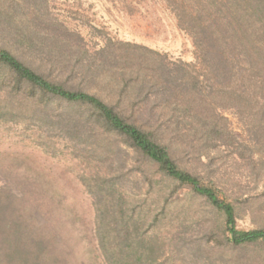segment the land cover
I'll use <instances>...</instances> for the list:
<instances>
[{
    "label": "trees",
    "instance_id": "16d2710c",
    "mask_svg": "<svg viewBox=\"0 0 264 264\" xmlns=\"http://www.w3.org/2000/svg\"><path fill=\"white\" fill-rule=\"evenodd\" d=\"M169 1L179 25H189L185 29L193 35L196 63L172 60L129 42L103 44L94 49V56L73 62V52L88 56L91 49L52 14L48 0H0V76L5 81L9 75L11 95L30 96L38 88L84 110L95 126L87 132L93 140L83 148L71 146L74 155L103 160L108 144L122 139L142 164L157 166L161 177L188 186L224 215L226 248L264 242V227H238L236 190H223L181 165H205L206 160L209 167L218 149L248 147L222 120H227L223 112L229 109L252 104L264 110V0H232L226 14H219L224 0H201V12L184 0ZM233 14L237 16L231 22ZM228 22L230 28L223 29ZM30 60L36 68L26 62ZM70 66L84 71L93 89L105 96L40 72L61 76ZM103 167L90 161L83 175L95 211L88 238L95 263L175 264V241L181 233L178 215L156 200L140 199ZM23 193L25 198L0 190V264H76L73 241L62 234L72 222L58 218L55 204L63 193L32 187ZM37 212L45 219L41 226L35 221Z\"/></svg>",
    "mask_w": 264,
    "mask_h": 264
},
{
    "label": "rangeland",
    "instance_id": "374dc122",
    "mask_svg": "<svg viewBox=\"0 0 264 264\" xmlns=\"http://www.w3.org/2000/svg\"><path fill=\"white\" fill-rule=\"evenodd\" d=\"M48 1L52 14L79 33L91 49L88 56L73 52V62L94 56V49L109 42L112 45L136 43L166 54L172 60L197 61L193 35L185 29L189 25H179L175 7L169 0ZM213 1L209 0L210 3ZM223 2V13L219 14L227 13L225 10L232 0ZM183 3L197 12L204 7L201 0H184ZM211 6L210 11L215 14L216 8ZM246 7L250 8L249 5ZM236 16L233 14L231 22ZM229 24H222V28L228 29ZM72 40L78 41V36H73ZM26 62L34 65L31 60ZM40 72L69 87L105 96L93 89L84 71L71 66L62 77L47 70ZM8 76L5 81L0 76V190L12 191L22 198H25L23 191L30 187L62 192L55 204L58 218L63 223L72 222L68 234H62L73 241L76 264H96L88 239L92 236L95 219L93 198L83 181L90 161L118 176L140 199L149 203L156 200L160 206L164 205L178 215L181 233L175 241L179 245L174 250L175 264H264V242L236 250L226 248L224 215L188 186L161 177L157 166L142 164L122 139L118 144H108L103 160L97 161L84 154L74 155L71 146L78 144L83 148L93 140L87 132L95 126L87 121L84 110L38 88L30 96L11 95ZM24 88L28 94L26 86ZM260 107L251 104L241 110L223 112L227 120L222 123L227 124L236 139L248 147L218 149L216 160L209 167L204 159L205 165L181 164L200 174L205 181L216 182L223 190H236L237 199L233 200L240 229L264 227V110ZM231 150L238 154L241 150L244 159ZM228 196L233 198L229 193ZM35 221L41 226L45 219L37 212Z\"/></svg>",
    "mask_w": 264,
    "mask_h": 264
}]
</instances>
